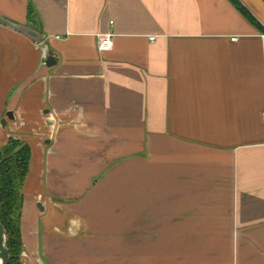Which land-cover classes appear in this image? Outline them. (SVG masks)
I'll return each mask as SVG.
<instances>
[{"label":"crops","instance_id":"0c3cea01","mask_svg":"<svg viewBox=\"0 0 264 264\" xmlns=\"http://www.w3.org/2000/svg\"><path fill=\"white\" fill-rule=\"evenodd\" d=\"M240 2L264 29V1ZM0 17L41 37L0 22V144L31 149L23 264H264V32L230 0Z\"/></svg>","mask_w":264,"mask_h":264},{"label":"trees","instance_id":"16d2710c","mask_svg":"<svg viewBox=\"0 0 264 264\" xmlns=\"http://www.w3.org/2000/svg\"><path fill=\"white\" fill-rule=\"evenodd\" d=\"M230 1L253 25L264 32L263 27L240 0ZM30 158V146L20 139L10 138L0 147V222L7 235L6 246L10 253L8 264H14L22 248V188L29 171Z\"/></svg>","mask_w":264,"mask_h":264},{"label":"water","instance_id":"95a60500","mask_svg":"<svg viewBox=\"0 0 264 264\" xmlns=\"http://www.w3.org/2000/svg\"><path fill=\"white\" fill-rule=\"evenodd\" d=\"M0 22L4 23L6 25H10L17 30L25 32L26 34L35 38L37 42H39L41 40V37L38 34V32L32 30L31 28L14 25V24L6 21L5 19H3L1 17H0ZM43 51L47 52V48L44 47ZM44 57L46 59L45 63L47 66L50 67V66H53L54 64H56V59L53 55H45ZM7 119L14 120V113L12 111H8L6 113V117L1 119L0 125L2 127H5V125L7 123ZM0 176H1V169H0ZM6 240H7L6 231H5L2 223L0 222V264H8L9 263L10 253H9V249L6 246Z\"/></svg>","mask_w":264,"mask_h":264},{"label":"built area","instance_id":"2783aa9c","mask_svg":"<svg viewBox=\"0 0 264 264\" xmlns=\"http://www.w3.org/2000/svg\"><path fill=\"white\" fill-rule=\"evenodd\" d=\"M151 40L154 39V37L150 38ZM232 40L235 41L237 40V37H232ZM112 47V39H111V34L105 35L104 39L99 42L98 48L100 51H105L108 50Z\"/></svg>","mask_w":264,"mask_h":264},{"label":"rangeland","instance_id":"374dc122","mask_svg":"<svg viewBox=\"0 0 264 264\" xmlns=\"http://www.w3.org/2000/svg\"><path fill=\"white\" fill-rule=\"evenodd\" d=\"M5 143H7V141ZM4 145L5 144H0V147H3ZM21 242H22L21 252H20L19 256H16L14 264H23L24 263L23 260H22V255H21L22 251H23V241H22V239H21Z\"/></svg>","mask_w":264,"mask_h":264}]
</instances>
